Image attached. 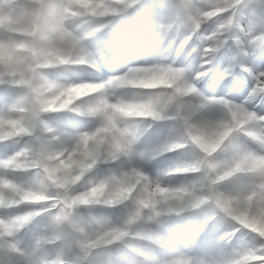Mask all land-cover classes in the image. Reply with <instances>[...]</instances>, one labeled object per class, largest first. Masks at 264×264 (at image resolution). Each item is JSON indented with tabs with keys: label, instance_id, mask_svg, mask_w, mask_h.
<instances>
[{
	"label": "snow or ice",
	"instance_id": "obj_1",
	"mask_svg": "<svg viewBox=\"0 0 264 264\" xmlns=\"http://www.w3.org/2000/svg\"><path fill=\"white\" fill-rule=\"evenodd\" d=\"M56 8L52 0H41L39 13L41 25L39 31L30 37H15L0 40V83L10 82L24 90L15 103L6 111L0 112V141L8 138L27 135L34 137V144L26 147L6 159L0 160V169L19 170L31 165L41 176V187L22 186L11 179L0 175V209L11 208L24 203H48L58 209L53 216L57 226L75 225L74 209L81 205L103 203L119 204L133 199L134 210L121 223L113 225L100 235L93 243L102 241L109 246L132 236L142 240L163 245L164 241L155 233L146 229L132 231V226L141 219H152L163 213L179 214L186 209H195L201 205H211L219 212L231 217L239 225L264 238V231L259 225L264 223V155L251 152L237 154L224 165L212 162L209 157L221 146L234 129L243 128L253 114L242 108L229 107L230 119L203 126L190 122L191 115L181 112L182 103L178 99L193 93L195 89L180 82L179 74L171 68L134 67L124 74L110 78L105 83H72L56 85L39 78L41 69L57 65H81L91 58L76 42L63 31L57 23ZM56 37L60 43L50 41ZM244 70H247L246 68ZM110 86H131L140 89H171L167 102H175L177 115L185 123V133L179 140L191 142L203 154L193 163L177 166L170 170L174 174L203 172L207 181V191H197L186 185L179 187L162 186L159 182L150 181L141 171L132 168L118 177L101 180L87 190L73 193V185L98 161L100 150L105 143L110 146L113 159L128 151L130 133L127 128H120V121L139 120L144 118H164V106L159 97H148L139 101L109 103L102 95V90ZM264 94V81L257 78L249 99ZM95 99L83 104L78 103L85 97ZM215 99V98H212ZM194 108L196 106H193ZM198 107H203L200 105ZM70 110L100 118V124L93 131L82 132L72 138L71 144L57 150L54 145L59 142V135L45 126L47 136L35 135L41 112ZM264 119V117H260ZM254 136L252 132L248 133ZM264 143V137L259 138ZM179 140L162 145L159 151H169L182 144ZM237 174L255 177L252 187L233 194L219 192L216 185ZM56 189L57 195H49V189ZM63 193L60 195L59 193ZM162 206H164L162 208ZM36 211H26L10 219H0V264H18L17 256L22 252L16 244L5 237H11L19 228L29 222ZM241 218L250 222L240 224ZM67 233L53 231L39 237L37 246L60 242L67 238ZM107 237V239H105ZM29 264H35L32 255H28ZM40 264H64L62 260L40 261ZM170 264H193L185 259H174ZM229 264H264V255L244 252Z\"/></svg>",
	"mask_w": 264,
	"mask_h": 264
},
{
	"label": "rangeland",
	"instance_id": "obj_2",
	"mask_svg": "<svg viewBox=\"0 0 264 264\" xmlns=\"http://www.w3.org/2000/svg\"><path fill=\"white\" fill-rule=\"evenodd\" d=\"M153 1L155 3V14L161 20L169 16V13L171 14V11L175 13L174 5H176L177 3L174 2V0ZM245 1L247 3H245ZM245 1H243L237 8L240 15L241 24L252 22L255 25H264V6L262 4L264 3V0ZM125 2L132 3V0H125ZM243 3L245 4L243 5ZM37 4L40 5V2ZM15 5L17 4L13 5L14 9H12V11L6 8L3 10L0 9V33L4 35L9 34L11 35V37L19 36V34H25L30 37L31 34L38 32L40 27H38L37 29L34 28V30H32V28L30 27H25L22 20V17L24 15L21 14V12L31 13L37 9L39 10V7L30 10L26 8H17L15 7ZM6 18H11L9 23L2 20H5ZM243 19L245 22H243ZM6 30H11V34L7 33ZM13 32H17L19 34H15ZM79 46L83 48L85 53H87L91 58L90 60H86L84 64L90 65L94 70H101L99 61L90 53L91 48H88L81 41V39ZM182 55L183 53L181 54L180 58H177L172 62L173 67H186L184 66L185 64L183 63ZM145 66V64H140L139 62H131L126 65L121 71L114 72V75L118 76V74H124L129 68ZM49 68L41 69L38 75L41 74V71H47L49 73ZM55 72L61 74L62 71L55 70ZM75 72L79 73V71ZM105 81H96L94 83H104ZM58 83H61V85H68L72 83L89 82L82 79H75L74 81H59ZM124 91H127L130 95H136L135 93H138L137 97H139L140 99H147L148 97H159L160 105L164 106L165 116L164 118L156 120L151 118H144L139 120L125 119L120 121L118 126L122 129L127 128L130 133V143L128 151L126 154H122L121 157H119L115 161H109L107 162V164H103L96 170L92 171L91 173H93L96 183L109 177H118L132 168L138 169L143 174H145V176H147L150 181L159 182L162 186L179 187L197 179V173L174 174L170 172L171 169L177 166L190 164L199 160L203 155L200 150L191 142L185 143L182 140H179V138L182 137L185 133V123L182 119L175 115V102L166 103L167 96L171 90L164 88L151 90L140 88H126ZM206 92L207 90L205 89V87L201 82H199L193 93H190L187 96L181 98L182 102L185 104V98L189 97L190 95H194L196 100L198 101V106L203 105V107H197V110L191 114L190 122L196 126H201L207 123H215L221 121L224 118V110L222 109L223 106L217 105L218 110L220 111L218 115V112L215 108L216 105L212 103H206V101L212 100L210 97L206 96ZM120 93H122V90L118 89V87H111V89L105 88L102 90V95L109 103L136 101L135 99H122ZM209 94L216 95L217 93ZM22 95H24L23 89L7 81L4 83H0V112L6 111L7 107L15 103ZM91 98L93 100L95 99V96ZM225 99H228L230 103L235 104L237 107L242 108L244 111L252 113L253 119L250 120L243 128L234 129L224 140L221 146L216 150V152L213 153L211 157H209V159L218 165H224L227 162L231 161L237 154L251 152L256 155H264V143H262L259 139L260 137H264V119H260V117H264V110H262L261 108L253 110V107L249 106L248 104L249 99L245 100L243 99V96L238 97V99H232L228 96ZM261 104L264 107V103ZM97 118L99 120V123L95 126H90L84 132L93 131L97 126H99L100 118ZM39 121L41 123L37 124L35 135L44 137L47 133L45 131V126L53 130H59L60 127L58 123L63 122V117L54 114L48 115L45 112H41L39 115ZM153 124H155L154 127L149 129V127H151ZM145 128H148L149 131L143 138L141 137L140 132V134H133L132 130L142 131ZM249 132H252L255 135H249ZM139 136L142 138V140L138 139ZM249 136L256 142L251 141ZM174 140H179L182 146L169 151H157V149H159L162 145L171 143ZM141 141L142 143L146 142L147 145L150 144L149 148L146 147L147 145L144 146L143 144H141ZM34 142V137L27 135L11 137L5 141H0V160L6 159L14 153L26 147L32 146ZM151 162H153L154 164L157 163L156 165H164V167H158V169L151 171V169L153 168L150 167ZM122 167H125V170H123L122 172H117V176H114V173H116L115 171L120 170ZM161 174H165V176H168L167 179L161 180L159 178ZM0 175L13 180L14 182L22 186H42L41 176L38 174L37 169L35 167H32L31 165L19 170L0 169ZM254 179L255 177L247 174H237L225 179L224 181L219 182L216 186L222 188L227 193L233 194L235 192L241 191L247 185L252 183ZM79 182L80 181L72 186V188L70 189L71 192L79 193L85 191L81 190ZM134 207L135 203L133 199H129L115 205L96 203L91 205L78 206L74 209V215L81 219L91 218L97 221L116 225L122 223L130 214V212L134 210ZM212 210H215L213 213H216L211 217ZM26 211H36L38 214L33 216L29 222L19 228L11 237L5 238L15 243L20 252L24 253L25 255L31 254L34 257H38V259L41 261H46L47 259L57 257H60L62 259L60 251L57 248L58 242L42 244L40 246H37L36 243L39 237L49 235L52 232L54 224V209L51 208L48 203H24L11 208L0 209V219L7 220L16 215L23 214ZM220 213L221 212L216 210L213 206L205 204L195 209H186L179 214L163 213L159 216H154L150 220L145 219L143 221V226L158 235L164 241V244L158 245L151 241L131 237L129 239L132 241L133 245H136L139 248V251L135 253L132 252L131 247H125L123 242H115L109 246L103 243H93L96 237L85 240L84 246L88 249L87 255H91L92 253L96 252L97 249H101V255L99 259L109 261L110 264H137V262H141V264H170V262L174 259L189 260L192 261L193 264H224L244 252H254L258 256L264 255L262 246L264 244V238L259 237V235L256 233L250 234L248 237L249 239L245 241V243H241L242 241L238 240V243L241 245L240 247L235 246V243L232 245V242H230L231 238L224 239L222 249L215 247V250L219 249L218 251H216L217 254H220L219 260V257H214V254H216L215 252L211 255L210 253L206 254V252L204 253V255L202 254V256L198 254L200 258L204 257L201 260H199L196 256H193L197 254L189 255L181 252L178 244L179 239L183 243L193 241L196 247L194 250H196L197 252L198 250L202 251V249L205 248L207 240L211 238V233L206 230L203 236L198 235L196 227H201L207 223L209 224L210 220L211 231L213 232L214 230L219 229V227L223 226V220L220 218ZM229 222L230 224H233L231 220H229ZM234 227L235 226L231 225L228 229H232ZM225 231H227V229L223 230L222 234H218L217 231H214V233H216L218 236L221 235V237L224 238L223 233ZM178 234H180L179 238ZM68 238L69 236L67 235L66 239ZM246 244H251L252 246L250 245V247L247 248L245 247ZM223 249L224 252L222 251ZM160 252H163V254H160ZM207 256H210L211 259L208 260ZM16 259L20 260L22 259V257L17 256Z\"/></svg>",
	"mask_w": 264,
	"mask_h": 264
},
{
	"label": "clouds",
	"instance_id": "obj_3",
	"mask_svg": "<svg viewBox=\"0 0 264 264\" xmlns=\"http://www.w3.org/2000/svg\"><path fill=\"white\" fill-rule=\"evenodd\" d=\"M52 2L57 10L55 17L57 23L62 25L63 31L78 45L84 36H91L101 29H110L118 37L116 41L118 50L126 48L129 55L137 48L141 51L154 52L168 63L153 66L175 70L180 76L181 83L190 84L196 89L197 84L206 78V87L218 94L213 97L215 99L206 103L223 106L225 112L221 121L230 119L229 107L226 104L232 108L237 107L225 99V95L234 96L239 89H244L247 95H244L243 99L247 100L257 78L264 81V25H255L252 22L241 24L237 10L239 0H181L179 4L174 5L175 15H169L163 20L150 12L151 0H132V3H126L125 0H52ZM133 5L136 7L133 8ZM15 7L31 10L40 5L20 0ZM50 42L60 43L56 37ZM182 53L186 67H173L172 62L180 58ZM120 54L125 53L120 51ZM245 68L247 70H244ZM255 102L264 103V94L256 97ZM176 103L184 105L181 112L185 115H191L198 107L184 104L181 99ZM54 147L59 150L64 146L57 143ZM109 153L110 146L105 143L100 150L99 159H113ZM197 174L198 178L186 186L206 192L207 181L203 179V172ZM251 187L250 183L242 190ZM59 194L63 195L62 192ZM49 195H57L56 189L50 188ZM134 198L135 194L133 200ZM100 203H103V198ZM261 205L264 206V200H261ZM57 210L54 209V213ZM73 219L76 221L74 226L53 224L52 232L60 231L69 236L68 239L58 242L57 248L62 259L57 258L64 264H110L109 261L99 259L101 249L87 255L88 249L85 248L84 242L97 237L113 224L91 218L81 219L77 216ZM144 220L141 219L133 225L132 231L141 228L149 230L143 226ZM240 224L251 226L244 218H241ZM259 230L264 231V223L259 225ZM131 237L121 242L125 247H131L135 253L139 248L133 245L129 239ZM20 257L22 259L18 260V264H29L28 255L22 253ZM32 260L35 264H40L41 261L33 255Z\"/></svg>",
	"mask_w": 264,
	"mask_h": 264
},
{
	"label": "bare ground",
	"instance_id": "obj_4",
	"mask_svg": "<svg viewBox=\"0 0 264 264\" xmlns=\"http://www.w3.org/2000/svg\"><path fill=\"white\" fill-rule=\"evenodd\" d=\"M36 1L37 0H24L25 3H33ZM38 1L41 2V0H38ZM18 3H20V0H0V7H5L11 11L14 8L13 5L18 4ZM22 14L24 15L23 24L25 25V27H35L36 24H38V26L41 25L40 13L38 11H34L30 13L29 15H27L25 12H23ZM108 14L111 15L110 13ZM99 36L102 38L95 46H93V52L98 58L103 71L102 70L101 71L89 70L90 68L87 69V71L84 72V75L82 76V78L89 80V82H94V81L102 82L105 80H109L112 77H115L113 71L116 68H120L121 70L124 66H126L129 63L128 62L129 59H130L129 60L130 62H133L132 60H137L140 63H152V64H159L160 62L161 63L168 62L167 60L161 59L154 52L141 51L139 48L133 51L130 55L127 54L126 48L122 50H118L116 46V41L118 37L116 33L110 29H106V30L101 29L100 32L94 33L91 36H85L84 38L85 40L88 41V43H90V42H94L95 39H97ZM16 37H19V36H16ZM8 39L9 38H5V40H8ZM120 51H124L125 54L121 55ZM69 65H66V66H69ZM85 67L88 68V66H85ZM103 67L105 69H103ZM119 75H122V74H119ZM39 78H42L43 80H46L48 82H52L56 85H61V83H58L59 81L65 82V80L74 79V77H70L68 75H60L56 73L55 71H52L50 72V74H47V75H44V74L39 75ZM202 82L204 85H206V82H207L206 78ZM110 87H118V89L122 90V93H120L122 99H125V100L135 99L136 101L142 100L139 97H137L138 93H135L136 95H127L128 92L124 90L128 86H110ZM91 97L93 96L85 97L78 103L86 104L92 100ZM255 100L256 98L251 99V104L255 103ZM185 104L192 105V106H198V102L194 96H189L185 98ZM61 112L69 118V120L60 124V127L62 130H64V132L62 134L60 132V129L53 130V131L59 135L60 139L58 143L63 145L64 147L71 144L72 138L75 137L77 134L81 133L83 129H87L90 126H93V125L95 126L99 123L98 118L95 116L88 118V115L85 116V114H83L84 115L83 116L80 113L76 114V112H73L70 110H63ZM147 130L149 131L148 128L142 131L146 134L148 132ZM133 133H137V132L133 131ZM47 135L48 133L45 134V136ZM119 157H121V155H119L115 159L101 158V159H98L97 163L98 165L107 164V162L115 161ZM123 170H125V167H122L120 170L115 171L116 173H114V176H117V172L119 171L122 172ZM159 178L163 180L164 176H160ZM95 183H96V180L94 179V175L88 173L81 179V182L79 185L81 187V190H87L89 187H91ZM217 190L226 195L228 194L224 192L221 188H217ZM215 242L217 241H211L210 243L214 244Z\"/></svg>",
	"mask_w": 264,
	"mask_h": 264
},
{
	"label": "trees",
	"instance_id": "obj_5",
	"mask_svg": "<svg viewBox=\"0 0 264 264\" xmlns=\"http://www.w3.org/2000/svg\"><path fill=\"white\" fill-rule=\"evenodd\" d=\"M240 1V0H239Z\"/></svg>",
	"mask_w": 264,
	"mask_h": 264
}]
</instances>
